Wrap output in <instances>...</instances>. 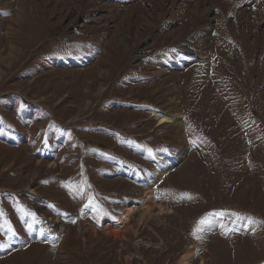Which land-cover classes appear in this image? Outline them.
Returning a JSON list of instances; mask_svg holds the SVG:
<instances>
[{
  "label": "rangeland",
  "instance_id": "1",
  "mask_svg": "<svg viewBox=\"0 0 264 264\" xmlns=\"http://www.w3.org/2000/svg\"><path fill=\"white\" fill-rule=\"evenodd\" d=\"M202 262L264 264V0H0V264Z\"/></svg>",
  "mask_w": 264,
  "mask_h": 264
},
{
  "label": "bare ground",
  "instance_id": "2",
  "mask_svg": "<svg viewBox=\"0 0 264 264\" xmlns=\"http://www.w3.org/2000/svg\"><path fill=\"white\" fill-rule=\"evenodd\" d=\"M199 6H200V3H199ZM202 6V5H201ZM201 11H203L204 9H200ZM199 10V11H200ZM200 11V12H201ZM152 117H153V119H155V120H157L158 121V125H162V124H165V123H174L175 122V120L176 119H182V116L180 115V114H177L176 116H172V115H164V116H158L157 114H153V113H151L150 114ZM162 174V173H161ZM164 209H162V211H163ZM169 213H170V210L168 211ZM189 246V245H188ZM187 250L186 251H190V249H192L191 248V246H189L188 248H186ZM191 254H190V252L189 253H187L186 254V256H185V258H187L188 256H190ZM201 264H203V262L201 263Z\"/></svg>",
  "mask_w": 264,
  "mask_h": 264
},
{
  "label": "snow or ice",
  "instance_id": "3",
  "mask_svg": "<svg viewBox=\"0 0 264 264\" xmlns=\"http://www.w3.org/2000/svg\"><path fill=\"white\" fill-rule=\"evenodd\" d=\"M211 215H219V214L213 213ZM205 225H209V226L211 225V218H210V216L209 217H205V218H203L202 220L199 221V226L197 228V231H203V227Z\"/></svg>",
  "mask_w": 264,
  "mask_h": 264
}]
</instances>
